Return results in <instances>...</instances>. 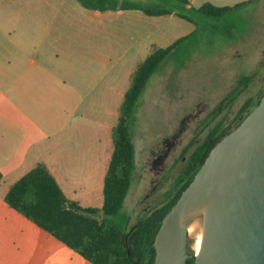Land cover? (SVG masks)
I'll return each mask as SVG.
<instances>
[{
	"label": "crops",
	"instance_id": "crops-1",
	"mask_svg": "<svg viewBox=\"0 0 264 264\" xmlns=\"http://www.w3.org/2000/svg\"><path fill=\"white\" fill-rule=\"evenodd\" d=\"M196 1L188 0L182 9L192 10ZM209 1L213 2L199 3ZM23 2L27 0L13 2L16 9L9 13L7 2L0 0V264H91L9 206L5 195L15 181L42 163L69 200L79 204L94 200L101 207L100 192L113 149L108 147L111 129L129 87L119 88L117 66L127 52H134L133 57L142 52L135 35L126 39L121 33L116 17L124 12L167 16L180 19L175 25L183 31V20L194 22L176 15L174 8L157 16L138 9H87L82 17L64 1L33 0L26 10ZM241 2L264 5V0L219 5ZM191 33L173 31L166 47ZM125 39L129 45L121 52ZM104 40L110 44L105 46ZM142 45L146 55L159 47ZM135 68L128 72L130 81ZM105 129L110 130L109 138ZM90 180L96 188H82Z\"/></svg>",
	"mask_w": 264,
	"mask_h": 264
},
{
	"label": "rangeland",
	"instance_id": "rangeland-1",
	"mask_svg": "<svg viewBox=\"0 0 264 264\" xmlns=\"http://www.w3.org/2000/svg\"><path fill=\"white\" fill-rule=\"evenodd\" d=\"M3 1L7 2L4 5L9 13L16 9L13 4L16 0ZM32 1L23 2L24 10ZM57 1H64L73 13H81L82 17L87 11L77 0ZM212 1L209 2L221 6L220 3L231 0ZM138 2L184 11L183 5L175 0ZM199 2L193 8H198ZM185 12L194 23L183 20V28L192 33L151 76L130 120L134 170L123 207L111 217L121 230L129 229L168 199L189 152L210 129L232 126L245 101L250 98L255 105L264 92V5L244 3L217 17L193 10ZM127 13L116 17L119 29L126 39L135 35L142 52L141 57H133L132 51L120 57L116 73L119 88L129 85L128 72L147 56L143 43L166 47L173 31L184 32L182 26L175 25L180 19L151 18L135 12L143 20ZM126 39L120 42L121 52L129 45ZM109 44L104 40L105 46ZM242 77L249 78L240 83ZM109 133L110 130H104L106 138ZM108 147L112 148V143ZM93 182L90 180L82 188L95 189ZM100 196L102 203V190ZM82 202V207L98 205L94 200ZM191 243L189 239L188 249L194 252Z\"/></svg>",
	"mask_w": 264,
	"mask_h": 264
},
{
	"label": "trees",
	"instance_id": "trees-1",
	"mask_svg": "<svg viewBox=\"0 0 264 264\" xmlns=\"http://www.w3.org/2000/svg\"><path fill=\"white\" fill-rule=\"evenodd\" d=\"M77 1L87 9L100 11L138 9L151 16L173 12L172 8L157 5L149 7L140 4L137 0ZM175 1L183 6L188 4V0ZM244 3L241 2L234 6H215L206 2L198 8L191 7V9L217 17ZM174 12L192 21L185 11ZM186 37L177 39L167 47H154L133 71L129 87L120 105L118 121L111 129L113 149L104 175L103 201L100 208L82 207L78 202L69 200L42 163H37L15 181L5 195L4 199L9 206L91 264H152L155 256L152 242L161 219L189 184L217 140L233 129L232 127L221 128V130L218 127L210 129L189 152L168 199L141 217L129 229L121 230L111 218L122 209L131 183L134 170V144L130 120L139 97L151 76L159 70L167 56L172 54L176 46ZM248 78L242 77L239 82L244 83ZM258 102L259 100L252 105V100L247 99L240 108L242 118ZM185 264H194V259H188Z\"/></svg>",
	"mask_w": 264,
	"mask_h": 264
},
{
	"label": "water",
	"instance_id": "water-1",
	"mask_svg": "<svg viewBox=\"0 0 264 264\" xmlns=\"http://www.w3.org/2000/svg\"><path fill=\"white\" fill-rule=\"evenodd\" d=\"M199 217L200 248L188 249L187 223ZM152 264H264V92L217 140L161 219Z\"/></svg>",
	"mask_w": 264,
	"mask_h": 264
},
{
	"label": "bare ground",
	"instance_id": "bare-ground-1",
	"mask_svg": "<svg viewBox=\"0 0 264 264\" xmlns=\"http://www.w3.org/2000/svg\"><path fill=\"white\" fill-rule=\"evenodd\" d=\"M187 230L189 239L192 241L191 247L195 253L199 251L201 235H202V224L199 217L194 218L193 220L187 223Z\"/></svg>",
	"mask_w": 264,
	"mask_h": 264
},
{
	"label": "flooded vegetation",
	"instance_id": "flooded-vegetation-1",
	"mask_svg": "<svg viewBox=\"0 0 264 264\" xmlns=\"http://www.w3.org/2000/svg\"><path fill=\"white\" fill-rule=\"evenodd\" d=\"M260 99V98H259ZM258 99V100H259ZM243 118H242V115H239V117H238V119L232 124V126H230V127H232V128H234L235 126H237V124L239 123V122H241V120H242Z\"/></svg>",
	"mask_w": 264,
	"mask_h": 264
}]
</instances>
